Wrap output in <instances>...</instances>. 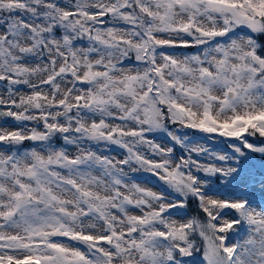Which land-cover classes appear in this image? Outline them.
Returning <instances> with one entry per match:
<instances>
[{"label":"snow or ice","instance_id":"snow-or-ice-1","mask_svg":"<svg viewBox=\"0 0 264 264\" xmlns=\"http://www.w3.org/2000/svg\"><path fill=\"white\" fill-rule=\"evenodd\" d=\"M260 37L264 0H0V264H264Z\"/></svg>","mask_w":264,"mask_h":264},{"label":"trees","instance_id":"trees-1","mask_svg":"<svg viewBox=\"0 0 264 264\" xmlns=\"http://www.w3.org/2000/svg\"><path fill=\"white\" fill-rule=\"evenodd\" d=\"M260 39L264 40V37H260ZM194 210H195V205L193 204V205L190 206V209H189L190 215L195 214Z\"/></svg>","mask_w":264,"mask_h":264},{"label":"rangeland","instance_id":"rangeland-1","mask_svg":"<svg viewBox=\"0 0 264 264\" xmlns=\"http://www.w3.org/2000/svg\"><path fill=\"white\" fill-rule=\"evenodd\" d=\"M187 51H193V49H188ZM57 143L59 144L60 141H57ZM26 146H27V142H26ZM189 215H190V213H189Z\"/></svg>","mask_w":264,"mask_h":264}]
</instances>
